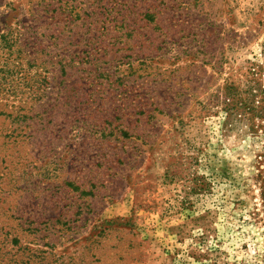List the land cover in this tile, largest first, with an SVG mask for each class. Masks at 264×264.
Listing matches in <instances>:
<instances>
[{
  "label": "rangeland",
  "instance_id": "1",
  "mask_svg": "<svg viewBox=\"0 0 264 264\" xmlns=\"http://www.w3.org/2000/svg\"><path fill=\"white\" fill-rule=\"evenodd\" d=\"M0 264H264V0H0Z\"/></svg>",
  "mask_w": 264,
  "mask_h": 264
}]
</instances>
